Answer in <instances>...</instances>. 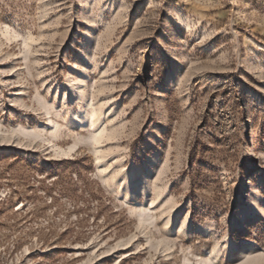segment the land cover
Instances as JSON below:
<instances>
[{
    "label": "rangeland",
    "instance_id": "rangeland-1",
    "mask_svg": "<svg viewBox=\"0 0 264 264\" xmlns=\"http://www.w3.org/2000/svg\"><path fill=\"white\" fill-rule=\"evenodd\" d=\"M0 264H264V0H0Z\"/></svg>",
    "mask_w": 264,
    "mask_h": 264
},
{
    "label": "bare ground",
    "instance_id": "bare-ground-1",
    "mask_svg": "<svg viewBox=\"0 0 264 264\" xmlns=\"http://www.w3.org/2000/svg\"><path fill=\"white\" fill-rule=\"evenodd\" d=\"M71 89H72V87H71ZM92 109H93L92 112H89L88 111L89 113H87L86 111L85 112H80L81 114L77 115V117L75 119V122L78 123V124H80V125H82V124H91V125L95 126L96 123L98 122V120L101 118V115L98 114V110L99 111H102V108H99L98 110L96 108H92ZM49 122H50L49 125H51V124L53 125V123H54L53 120L52 121L50 120ZM55 127L57 128L58 126H54L53 129ZM105 137H106L105 136V130H103L102 132H100L99 134H97L94 137V140H95L94 142H96L98 145H100L99 147H101V144L103 142L102 140L105 139ZM97 155H98L97 156V164L98 165H107L106 162H104V160H105V154L102 151V149H100V148L97 149ZM149 189H150V186H143V187L137 189V191H139V193L136 194V196H138V195H144V194L148 193ZM142 210H144V207H142ZM255 250H256V247H255L254 244H251V245L246 246L242 250L241 259L239 261L244 260V258H246L247 255L251 254Z\"/></svg>",
    "mask_w": 264,
    "mask_h": 264
}]
</instances>
